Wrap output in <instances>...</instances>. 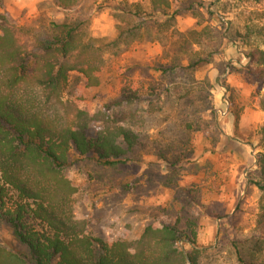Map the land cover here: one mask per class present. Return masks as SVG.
I'll use <instances>...</instances> for the list:
<instances>
[{"label":"trees","instance_id":"1","mask_svg":"<svg viewBox=\"0 0 264 264\" xmlns=\"http://www.w3.org/2000/svg\"><path fill=\"white\" fill-rule=\"evenodd\" d=\"M233 1L239 10L236 15L245 17L239 28L228 17L233 8L228 4ZM78 2L55 0L54 5L70 11ZM262 3L149 0L146 10L138 3L121 1L112 7L118 34L109 42L87 36L83 19L52 22L51 32L40 37L1 16L0 227L14 240H0V264H213L219 252L231 255L236 264H264V150L257 153L258 177L250 179L261 194L254 232L237 236L225 226L220 230L223 238L209 248L197 243L198 219L192 208L207 217L221 215L189 192L177 198L182 216L171 223L148 224L137 240L110 241L90 234L76 217L78 188L68 175L69 168L82 162L115 169L128 164L140 144L135 129L142 117L140 108L155 113L162 100H183L197 83L212 88L208 77L199 82L195 73L215 62L223 42L235 48L236 44L252 47L248 64L238 71L264 87V9L258 7ZM184 17L196 19L197 25L205 21L206 26L201 31H182L178 23ZM223 19L228 20L226 32ZM215 29L220 30L217 41H207L209 31ZM146 32H152L151 40L169 58L168 63L153 66L160 78H167L165 89L153 84L150 91H142L127 84L97 113L64 97L72 72L83 76L88 88L98 87L105 54L124 51ZM228 115L237 129L239 113ZM261 135L264 146V125ZM161 159L170 162L163 153ZM171 163L177 165L176 160ZM238 211L224 215L227 225L236 226Z\"/></svg>","mask_w":264,"mask_h":264},{"label":"rangeland","instance_id":"2","mask_svg":"<svg viewBox=\"0 0 264 264\" xmlns=\"http://www.w3.org/2000/svg\"><path fill=\"white\" fill-rule=\"evenodd\" d=\"M121 1L126 0H79L75 9L63 11L54 5L55 0H0V17L40 37L51 32L52 22L83 19L87 21V36L109 42L118 34L112 7ZM128 1L149 9V0ZM236 4H228L233 7L228 17L239 28L245 17L236 15ZM258 7L264 9V3ZM204 17L206 21L207 15ZM205 21L197 25L196 19L184 17L178 28L201 31ZM224 21L226 32L228 20ZM261 22L264 24V19ZM219 31H209L207 41L216 42ZM151 39L152 32H146L124 51L107 52L96 88H88L83 76L72 72L64 97L79 100L81 106L97 113L119 96L127 84L142 91H150L153 84L165 89L167 78H160L153 66L168 63L169 58ZM225 43L215 62L195 73L199 82L208 77L212 88L197 83L183 100H162L155 113L140 108L142 117L135 126L140 144L128 164L115 169L82 162L69 168L68 175L78 188L76 217L85 223L90 234L105 236L110 241L137 240L148 224L171 223L182 216L183 206L177 198H185L187 192L221 215L207 217L198 212V207L192 208L198 219L196 240L201 248L217 245L223 238L220 230L225 226L228 233L237 236L254 232L261 194L250 179L258 177L257 153L264 150V87L249 82L238 71L248 64L247 53L252 47L236 44L235 48ZM261 48L264 50V45ZM229 111L240 115L237 129ZM186 121L192 125L186 127ZM162 153L170 162L161 159ZM175 160L177 165L173 166L171 161ZM237 209L236 226L227 225L224 215H232ZM1 239L14 240L5 227H0ZM225 256L219 252L218 261L213 264H236L231 255Z\"/></svg>","mask_w":264,"mask_h":264}]
</instances>
